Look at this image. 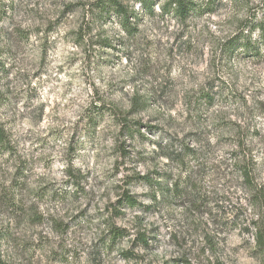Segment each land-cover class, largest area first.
<instances>
[{
	"label": "rangeland",
	"instance_id": "rangeland-1",
	"mask_svg": "<svg viewBox=\"0 0 264 264\" xmlns=\"http://www.w3.org/2000/svg\"><path fill=\"white\" fill-rule=\"evenodd\" d=\"M119 1L0 0L1 264H264V0Z\"/></svg>",
	"mask_w": 264,
	"mask_h": 264
},
{
	"label": "trees",
	"instance_id": "trees-1",
	"mask_svg": "<svg viewBox=\"0 0 264 264\" xmlns=\"http://www.w3.org/2000/svg\"><path fill=\"white\" fill-rule=\"evenodd\" d=\"M154 1L155 0H136L139 8H142L147 13L151 12ZM92 6L97 11L100 17L104 18L109 15H115L117 18H119L120 24L125 30L130 28L129 19L131 18V16L133 17V14L126 6L122 5L119 0H95ZM162 9L167 12H172L174 16L178 17L181 20H186L190 16L191 12H193V10L195 9V5L193 3V0H166ZM260 40L264 42V35L260 37ZM237 42H240L244 50H248L249 40L247 36H243L242 39H238L236 43ZM4 137L5 136L2 133V130H0V143H3V140L5 139ZM249 176V173L246 172L245 169L241 170V177L244 181L249 182ZM141 180L146 181L147 178H141ZM175 191L177 194H180L182 192V190L179 188ZM167 193H169V189H163L161 194H163L164 196ZM119 204L123 205L124 208H128L131 210L135 209L138 205V203L128 195L123 196ZM254 225L258 226L256 223H253V226ZM256 230L258 231V228ZM125 234V231L112 227L110 231V241H107L106 248H109L112 243H115L116 240L122 239L123 235ZM257 241L259 243L263 241L261 233L259 234V236L257 234ZM141 242H144V240H141Z\"/></svg>",
	"mask_w": 264,
	"mask_h": 264
}]
</instances>
